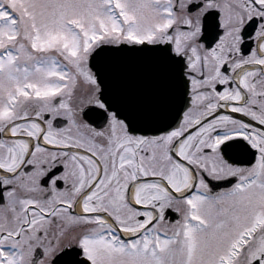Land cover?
Instances as JSON below:
<instances>
[{
  "label": "snow or ice",
  "instance_id": "1",
  "mask_svg": "<svg viewBox=\"0 0 264 264\" xmlns=\"http://www.w3.org/2000/svg\"><path fill=\"white\" fill-rule=\"evenodd\" d=\"M0 264H264V0H0Z\"/></svg>",
  "mask_w": 264,
  "mask_h": 264
}]
</instances>
